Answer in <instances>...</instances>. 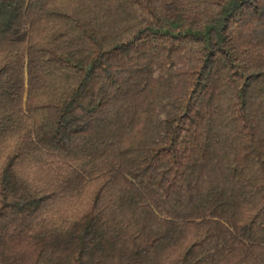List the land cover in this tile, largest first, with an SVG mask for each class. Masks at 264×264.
I'll return each mask as SVG.
<instances>
[{
	"label": "trees",
	"instance_id": "16d2710c",
	"mask_svg": "<svg viewBox=\"0 0 264 264\" xmlns=\"http://www.w3.org/2000/svg\"><path fill=\"white\" fill-rule=\"evenodd\" d=\"M0 264H264V0H0Z\"/></svg>",
	"mask_w": 264,
	"mask_h": 264
}]
</instances>
